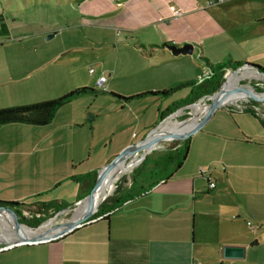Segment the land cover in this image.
I'll return each mask as SVG.
<instances>
[{
    "label": "crops",
    "instance_id": "obj_1",
    "mask_svg": "<svg viewBox=\"0 0 264 264\" xmlns=\"http://www.w3.org/2000/svg\"><path fill=\"white\" fill-rule=\"evenodd\" d=\"M208 1H80L75 24L67 23L59 30L48 25L46 31L36 32L39 38L42 33L59 37L62 49L58 53L50 52V49L18 50L17 57L25 58L12 61L6 70L2 69L12 75L22 71L21 75L30 83L1 87L0 82V108L56 99L81 87L87 76L86 67H81L78 62L82 56L64 58L69 48L91 49L89 46L96 43L102 49L111 45L116 62L108 64L106 54L100 58L97 55L98 61L105 63L92 81L95 85L98 78L106 76L108 91L82 95L66 103L48 125L14 124L47 127L67 106L92 96L106 95L114 107V114L119 111L120 116L113 119L107 118L106 113H89L88 122L92 127L87 128L88 132H92L97 124L105 143L108 134L118 125L138 120L144 129L142 138L136 139L138 134L133 132L135 136H131L135 140L129 143L121 140L114 148L117 156L156 128L170 109L187 99L192 91L188 86L169 95L148 94L127 100L122 97L135 95L117 94L119 78H130L128 86L140 94L187 84L197 74L198 67L193 61L196 49L210 71L208 63L219 62V58L225 56H228L226 60L220 62L227 63L224 69L233 68L231 62H250L264 69V0H227L218 4ZM172 7L180 9L182 15L173 18ZM148 28H154L153 37L159 46L141 43L152 35L145 34L142 39L136 33ZM185 44L194 45L192 56H175L168 48L169 45ZM196 79L200 84L201 77ZM39 94L44 96L40 98ZM245 96L237 92L230 101ZM257 96L264 98V94ZM251 99L253 104L264 107V102ZM132 107L138 110V116L133 118L125 115ZM74 118V114H69L65 121L71 126L83 122ZM104 119H108L107 122ZM84 129L86 127H82ZM78 130L82 131L76 127ZM189 138L186 160L172 177L159 181L154 187L149 185L159 176L155 172L137 178L134 188L126 189L124 194L130 197L120 199L113 208V203L106 202L102 207L103 216L51 242L20 244L3 250L0 264H264V116L249 110L228 111L221 107ZM176 146L178 148L180 144ZM49 157L53 168L54 157L52 154ZM112 159L107 163L104 159L82 172L74 170L73 166L64 176L48 174L46 181L26 179L24 176L32 171L22 163L0 164V180L5 179L0 185L4 191L0 192V201H51L64 205L65 209L70 208L67 202L76 200L74 206L87 197L92 188V179L78 182L74 178L89 173L98 176ZM71 160V163L76 161ZM201 169H208L210 179L201 175ZM211 182L216 183V188H210ZM140 183L143 185L138 188ZM63 188L70 196L68 199L47 195L52 189ZM230 245L246 247L245 256L225 258L224 247Z\"/></svg>",
    "mask_w": 264,
    "mask_h": 264
},
{
    "label": "rangeland",
    "instance_id": "obj_2",
    "mask_svg": "<svg viewBox=\"0 0 264 264\" xmlns=\"http://www.w3.org/2000/svg\"><path fill=\"white\" fill-rule=\"evenodd\" d=\"M80 1L82 0H0V82L1 84H3L1 87H16L18 85H23L24 82L30 83L29 79H27L26 76L23 77L21 75L22 71H18V73H15L14 75H12L11 73L9 74L7 71H3L6 70V67L9 64H12V61H15L17 59L23 60L25 58L24 56L17 57L16 52L18 50L28 49L29 51L38 52L50 49V52L58 53V51L62 49V42L60 41L59 37H54L53 33L47 34L46 36L42 33V38H39L36 36V32L38 30H41L43 32L46 31L45 29L49 27L48 25L59 30L67 23L69 25L75 24L78 15L77 7ZM61 19H63V21H61ZM154 32V28H148L146 30H142L141 32H137L136 34L142 39L145 34L152 35L150 37H147L146 42L142 40L141 43L146 44V46H149L151 44H156L157 46H159V42L155 37H153ZM50 35L53 36L51 38H48ZM48 46L49 48H47ZM110 46H104L102 47V49H100L101 46H98V44L94 43V45L89 46L91 47V49H80L79 46L74 50L73 48H69L70 51L66 53L64 58L69 57V55L71 58L82 56V58L78 62H80L81 67H86L87 76L84 77L85 81L82 82L83 85L81 87L92 88L98 91L103 90L98 86L97 82L95 85H93L92 81L97 77L98 73L102 71L101 65L105 63L103 62V60L102 62H99L97 55L100 58L104 54H106L108 56V64H114V62H116V53L113 49V46ZM195 51L196 53L192 55L193 61H195L194 63L197 65L198 69L197 74H195V76L190 81L201 77V85L207 81V78L210 77L213 72L210 71V68L200 60V54L197 53L198 50L196 49ZM227 57L228 56L222 58L220 57L218 60L219 62L216 63L225 61ZM84 61L86 63H84ZM212 62L216 64L214 61ZM247 64L251 63L247 62L244 65L247 70L257 72L255 68H251ZM34 65L28 67L32 68L34 67ZM27 68H25L24 70H26ZM236 69L237 68L223 70L224 78L222 84L225 81V78H227V75H230V73L234 72ZM203 75L204 77H202ZM246 76L247 73H243L241 77H243L244 79H240V84L257 87V83H261L257 76ZM127 82H130V78H119L117 80L118 88H116V90H118V93H114L122 94L125 96L140 94L133 91V88H130ZM239 83L237 87L239 86ZM179 85L180 84H178L177 86ZM246 88L248 89L247 86ZM108 90L109 89L107 87L105 91ZM263 90L264 85H259L257 91L263 92ZM111 91L113 92V90ZM212 94L204 95L192 104L179 106L173 112H168L167 116L164 119L173 117L171 123L175 125L182 120L184 121L189 117L196 115L194 113L195 109H192L191 106L195 105L196 103H211L212 99H209V97ZM43 96L44 95L41 94L38 95V97L40 98H42ZM113 109L114 107L111 105V102L108 100L106 95L99 97L92 96L84 100L82 99L78 103L64 108L60 113L58 119L55 122L53 121L47 127L39 128L34 126H26L25 124H9L1 126L0 164L3 165V163L5 164L8 162L22 163L32 171L29 173V175L24 176L26 179L46 181L48 178V174L52 176L54 173L63 175L65 173H68L70 169H73V166L74 170H81L82 172L87 170L91 166H95V164L97 165V163H100L104 159V163H107L108 160H111L112 158L114 159V156H116L117 149L114 148H117V146H119L121 140H124L125 143H129V141L132 142L133 140H135L133 136H131L133 132L138 134V137L136 139L142 138L141 136L144 133V129H142L140 121L138 120L127 123L124 126L118 125L117 127L113 128V131L108 134V139L105 143L103 142V133L98 132L99 126L97 124H93L95 128L92 132H88V129L92 127L90 122H88V117L90 116L89 113H106V116H109L107 118L113 117L114 119L119 117V113L121 112L116 111V113L114 114ZM137 112L138 110L132 107L131 109L125 111V115H131V117L133 118L135 116H138V114H136ZM69 114L75 115V121L78 120L83 122H78L79 124L77 126H71L65 121L66 116ZM107 120L108 119H104V121L106 122ZM200 120L201 119L195 120L193 122L199 123ZM74 126L81 130L82 127H86V129L82 130L83 132L79 130L76 131V127L74 128ZM172 144V140H166L152 147L151 151L148 153L145 159L144 157L146 152H142L132 154L125 161H122L119 165L125 169V172L121 173L113 180L114 182H112L110 188L107 189L101 203L117 193V189L121 188L125 192L127 191L126 189H133L134 184L132 176L135 174L138 176V178H140L141 176H145V174L149 175L152 172L153 174L155 172V175L162 174V170H156L153 166V163L156 162V160L166 152L165 148H169ZM104 145H107V148H104ZM51 154L53 155V159L55 161L53 162V168H51L49 164V156ZM71 159H75L76 161L71 163ZM142 159L144 160L142 161ZM137 162L141 163L137 165ZM131 167L132 169H130ZM4 180L5 179L0 180V185L3 184ZM141 184L142 183L138 184L137 187H141ZM0 192L4 191H1L0 189ZM47 195H49L51 198L66 196V199H68V197H70L65 188L61 190L52 189ZM75 201L76 200L72 199L71 201L67 202L69 205L68 207L70 208H64L62 210L63 212L59 215L57 213H50V215L46 216V219L38 227H33L25 223L22 224L23 226H18L15 224L9 225V228H15L21 234L27 233L29 230H34L36 232H55L56 230H59L60 227L67 225L72 220V216H74L77 212V208L81 206L80 203H77L76 205L74 204L73 206L72 204ZM100 204L98 205V208ZM38 208L39 206L34 200L28 201L24 203L22 207V210L25 213L22 215H24L25 219L27 220L33 219L34 217L32 215ZM31 228H36L37 230ZM6 241L7 239H0V246L7 245L8 243H6Z\"/></svg>",
    "mask_w": 264,
    "mask_h": 264
},
{
    "label": "trees",
    "instance_id": "obj_3",
    "mask_svg": "<svg viewBox=\"0 0 264 264\" xmlns=\"http://www.w3.org/2000/svg\"><path fill=\"white\" fill-rule=\"evenodd\" d=\"M208 64L211 67V71L213 72V74H211V76L207 78V81L201 85L198 83V80L195 79L194 81H191L187 84L183 83L175 88L163 90L161 92H156V91L148 92V93L138 94L129 98L127 97H122V98L127 100H132L135 98L146 96L148 94H155V96L160 94L169 95L172 94V92L177 91L181 87H188V86L192 87L190 96L185 100L183 99L182 101L174 105L172 109H170L169 113L173 112L181 105L192 104L200 97L207 94H212V93L214 94L215 92H218L220 90L224 78L223 69L226 67L227 63H219L216 65L212 63H208ZM242 64L243 63L241 62H231L230 66H232L233 68H238ZM258 68L264 72V69L260 67ZM104 91L105 90L98 91L92 88L78 87L71 90L70 92L68 91L66 94L56 99L53 98L41 102L40 101L34 102L31 104H20V105L0 108V127L9 123L11 124L25 123L27 125H39V126L48 125L52 121L53 116L57 113V111L66 103L68 102L70 103L71 101L77 99L82 95L104 92ZM172 142H173L172 145L174 146L172 148L167 149L166 152L162 154V156L159 159H157L156 162L153 163V166L155 168L162 170V174H159L158 178L154 182L150 183L149 185L150 187H154L159 181L163 179L166 178L168 179L172 177L173 174L181 167V165L186 160L190 138H187L185 140L183 139L172 140ZM178 144H180V146L176 148L177 147L176 145ZM85 178L92 179V188H94L97 180V175L95 173H89L82 176L79 175L74 179H76L78 182L79 181L82 182L83 179ZM137 178L138 176H134V175L132 176L133 183L136 182ZM124 192L125 191H123V189L121 188L117 189V193H115L110 198H107L103 203L100 204L93 218L96 219L97 217L103 216L104 211H102V207L106 202L113 203V205L111 206V208H113L114 204L120 202V199L126 200L127 198L130 197L127 194L124 195L125 194ZM121 196L122 198H120ZM35 202L39 206V208L34 211L35 213L32 215L34 218L27 220L25 219L24 215H22L25 214L24 211L22 210L24 203L0 201V207L8 208L13 212V213H8V211H6V213L2 217L12 224H14V220H18L22 224L26 223L30 226L38 227L46 219V216L50 215V213L51 214L58 213L62 211L63 208H65L64 205L56 202H51V201L38 202L37 200ZM31 229H36V228H31Z\"/></svg>",
    "mask_w": 264,
    "mask_h": 264
},
{
    "label": "water",
    "instance_id": "obj_4",
    "mask_svg": "<svg viewBox=\"0 0 264 264\" xmlns=\"http://www.w3.org/2000/svg\"><path fill=\"white\" fill-rule=\"evenodd\" d=\"M52 36L53 35H50L48 38H51ZM168 48L171 50V52L175 56H178L180 54H186V55L192 54L193 49L195 47L192 44H187V45L185 44L183 46L169 45ZM244 65H241L239 68H237L232 73L240 72L241 70H243V71L247 70V68ZM247 65L251 68H255L257 70V72L263 76V78H261V80L264 82V72L259 71V68L255 64H247ZM228 78H229V76L227 75V78H225V81L223 82L220 90L211 95L212 96L211 97L212 102L208 103V105L210 107L209 111L199 121V123L189 132V134H186L183 136V135L179 134V131H170V132L166 131L164 133H160L157 136H154V131H150L149 133H147V135L143 139H141L140 141L138 140L137 142H135V143L127 146L126 148H124L116 156V158L114 160H112L111 162L106 164L100 170V173L97 176V180H96L94 188H92V190L87 195V197L82 201V202H84L86 200L88 201L87 202L88 203V209L83 213L82 217H80L74 221H70L67 225L60 227L59 230H56L53 233L49 232L47 234H39L37 236L34 235L32 237H24V238H22L21 236H18L17 240L15 242L8 243L6 246L14 247V246H17L20 244L25 245V244H33V243L39 244V243H44V242H48V241L51 242V241L56 240L62 236H65L69 232L73 231L75 228L81 227L82 225L89 223L92 220H95L93 217L95 216V214L98 210L97 209L98 207L95 210H92V208H93V203L95 202V199H96V195L100 191V189L103 187L106 175L111 173L113 168L116 166V164L120 160L127 159L131 154H133L137 151H141L142 148L147 147L153 143L154 144H160L166 140H177V139L185 140V139L189 138L192 134H195L204 126L206 121L209 120L211 116H213V114L216 112L217 109L224 107L225 104L228 103L227 99L230 96V94L242 92L246 96H249V97L255 99L256 101L264 102V98L258 97L256 94H254L253 91H250L249 89L244 88L242 86L236 87L235 90H233V91L228 90V88L225 87V84H226ZM258 94H264V92L258 93ZM213 96H215L214 99H213ZM195 118H196V116L193 115L184 121L183 120L180 121V123L182 125H187L190 121L195 120ZM145 157H147V154ZM6 211H8V213H13L8 208L0 207V217L3 216L6 213ZM14 224L18 225V226H23L22 223L19 222L18 220H14ZM245 251H246V247H244V246L230 245V246L224 247L223 254H224L225 258L240 259V258H243L245 256Z\"/></svg>",
    "mask_w": 264,
    "mask_h": 264
},
{
    "label": "bare ground",
    "instance_id": "obj_5",
    "mask_svg": "<svg viewBox=\"0 0 264 264\" xmlns=\"http://www.w3.org/2000/svg\"><path fill=\"white\" fill-rule=\"evenodd\" d=\"M243 73H247L246 77H254L257 76L258 78H263V76L257 72L254 71H250V70H241L240 72H235V73H230L229 78L225 84V87L228 88V90L233 91L235 90V88L237 87L238 83L240 82V79H244L243 77H241L243 75ZM245 77V78H246ZM234 93L230 94V96L228 97L227 101L229 102L231 100V98L233 97ZM215 98V96L213 97V99ZM192 109L194 110V113L196 114V118L195 120H199L202 119L207 112L209 111L210 107L208 104H201V103H196L195 105L191 106ZM172 118H168L166 119L163 124L161 125L160 129L156 130L154 132V136L159 135L160 133H164L166 131H179L180 135H186L189 134V132L198 124L196 122H193L195 120L190 121L187 125H182L180 122H178L177 124L173 125L171 123ZM156 144H151L147 147H144L141 149V151H137L133 154H137V153H142V152H146L149 153L152 149V147H154ZM145 154V156H146ZM132 155V154H131ZM126 159H122L120 160L116 166L113 168V170L111 171V173L107 174L105 177V181L103 184V187L100 189V191L97 193L96 195V199L95 202L93 203V208L92 210H95L98 205L102 202V199L107 191V189L110 188L112 182H114L113 180L120 175L121 173L125 172V169L120 166L119 164L122 161H125ZM140 162H137V164ZM135 165V164H134ZM132 169V167L130 168ZM88 201H84L81 204V206H79L77 208V212L75 213L74 216H72V220L74 221L80 217H82L83 213L88 209ZM0 239H7V243H13L17 240L18 236H21L22 238L24 237H32L34 235H39V234H47L49 232H36L34 230H29L27 233L21 234L20 232H18L15 228H9V225H14L12 223H9L5 218H3L2 216L0 217ZM2 227V228H1ZM37 230V229H36ZM20 231V230H19ZM53 233V232H50Z\"/></svg>",
    "mask_w": 264,
    "mask_h": 264
},
{
    "label": "built area",
    "instance_id": "obj_6",
    "mask_svg": "<svg viewBox=\"0 0 264 264\" xmlns=\"http://www.w3.org/2000/svg\"><path fill=\"white\" fill-rule=\"evenodd\" d=\"M225 1H227V0H209L208 1V3L209 4H214V3H216V4H218V3H222V2H225ZM182 15V11L180 10V9H175V8H173L172 7V16H173V18H177V17H179V16H181ZM93 71V70H92ZM106 80H107V77L106 76H104V75H102L100 78H98V80H97V84H98V86L101 88V89H103V90H105L106 88H107V86H106ZM259 81L261 82V83H257V87L255 86V87H252V86H250L249 85V87L252 89V91L254 92V94H256V95H259L258 93H262V92H258L257 91V89H258V87H259V85H264V82L261 80V78H259ZM244 87V88H246V86H248V85H242V84H240L239 83V86L238 87ZM211 97L212 96H210L209 97V99H211ZM252 99H251V97H249V96H245L244 98H238V99H236V100H234V101H230V102H228L227 104H225V108H227V110L228 111H233V110H241V111H251V112H253V113H255V115H263L264 116V107H260V106H258V105H256V104H253L252 103V101H251ZM168 119V118H167ZM166 119H164V120H162L161 122H160V124L156 127V128H153L151 131H156V130H158V129H160V127H161V125L163 124V122L165 121ZM134 136H135V133L133 134ZM147 155H148V153H147ZM146 157H144V159H145ZM144 159H142V161L144 160ZM141 161V162H142ZM140 162V163H141ZM140 163H138V164H140ZM137 164V165H138ZM200 173H201V175H207L209 178L208 179H210V173H209V171L208 170H206V169H201V171H200ZM209 185H210V188L211 189H214V188H216V183L215 182H211V183H209ZM82 202V201H81ZM80 201L79 202H77L78 204L79 203H81ZM76 203V204H77ZM75 204V205H76ZM63 211H60V212H58L57 214L59 215L60 213H62ZM10 248H12V246H6V245H4V246H0V252L1 251H3V250H8V249H10Z\"/></svg>",
    "mask_w": 264,
    "mask_h": 264
},
{
    "label": "flooded vegetation",
    "instance_id": "obj_7",
    "mask_svg": "<svg viewBox=\"0 0 264 264\" xmlns=\"http://www.w3.org/2000/svg\"><path fill=\"white\" fill-rule=\"evenodd\" d=\"M262 91V90H261ZM263 92H264V90H263Z\"/></svg>",
    "mask_w": 264,
    "mask_h": 264
}]
</instances>
